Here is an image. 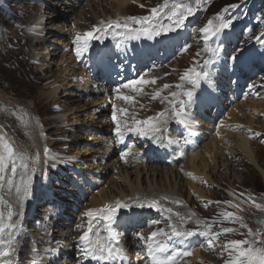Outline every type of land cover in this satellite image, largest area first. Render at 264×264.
Instances as JSON below:
<instances>
[{"label":"rangeland","instance_id":"1","mask_svg":"<svg viewBox=\"0 0 264 264\" xmlns=\"http://www.w3.org/2000/svg\"><path fill=\"white\" fill-rule=\"evenodd\" d=\"M132 1L133 3L131 4L130 2ZM204 1L206 5L200 8V0H181L179 2L177 0H169V8H171L172 3L190 5L192 8L191 15L187 16V19L193 20L191 25H189V28L193 34L192 44L189 45V43H187V40L186 42L180 44L179 54H181V56L177 57V59L175 60L176 65L179 67H185L186 65L188 66L189 58L195 60L198 65H201L203 60L207 59L208 57V59L213 58L212 54L209 56V52L211 50L217 49L218 46L220 47V56L216 60V63L221 67H223L225 63L233 67H237L238 64L242 61V58L250 57L251 59H253V63H255V65H252L248 73L240 75L241 80L238 78V76L235 75V77L233 78V81H235L238 86L242 84V86H240V92L242 93V95L238 96L237 103L241 102L242 99L245 98V100H248V102H262L264 106V58L258 56L259 54L264 53V39H261L259 41L255 39V37L259 36L261 33H264V0ZM110 2L111 1H103V5L100 8H96L94 10V14L81 16L78 24H80L82 27L80 26L78 31L84 32L88 28L87 32H89L93 29V27L96 26V23H98L100 20L109 18L124 19L126 17H134L144 14L150 16L151 9L162 7L165 3V0H128V5L126 6L125 10L122 11V15H119V10H117V8L119 7H117L116 5H114V7L112 6L113 8L110 7ZM28 5V0H26L25 3H20L16 0H0V95H2L4 99L6 98V100L8 101L18 104L12 111L8 110L9 113L18 114L21 109H24V104H30V112L34 114L37 122L41 125L40 132L46 130L45 135L44 133H42L43 141L41 143L43 161H45L46 159V164L41 161L40 165L45 164V167L47 169L50 168L51 171H55L57 167H64L70 162L79 164L81 166H90L91 162H87V160L91 159V157L93 156L85 157V155H87V153L89 152V148L91 147L92 149L94 147L93 145L97 143L86 145L87 140L81 139L80 137L84 136L88 138V134L83 135L82 133L76 131V129H80L82 132L85 131V128L87 129L88 127L77 126L76 128H74L73 121L75 120V118L79 121L84 120L79 117L80 113L77 112L74 115H71L63 122H60L57 119V116L65 111L64 107L68 105V102L70 100V95H67V98L62 96L66 91L63 87L67 86V82L71 84L75 83V79L72 80V77H76V73L80 72L74 66V62H72L73 70H76V73L70 72L69 74L64 75V73H62L64 70L59 71L61 67H58V69L56 67L44 68L43 64L45 62L47 63V60H43L42 62H39V64H35L32 59V51L23 49V47L29 44L30 41L26 42L22 49H20L19 46L18 50H12L9 53L1 50V47L8 46L7 43L8 41H10V39L7 38V30L10 31V35L12 34V36L10 37L16 36L17 38H20L23 36V34H18L15 29L11 32V22H21L22 24H25V32L26 30H29L31 22L30 18L32 17L31 15H34V12H37V7L30 9ZM230 5H237L236 8L230 9L229 12L225 15L226 19L230 18L232 20V24L229 28L224 29L217 36L211 37L207 41V43H205L204 37L199 32V29L204 27L209 20H213L214 24L218 23V21H216L215 19L216 14L220 13L222 9ZM8 8L19 11V14H21L24 10L28 14L24 15V17H20L19 15L10 16L8 12L4 11V9ZM87 10L88 9L85 8V11ZM167 11L168 10L166 9L165 12ZM164 14L165 13H160L157 18L161 17ZM172 23V21L163 20L155 27L159 29L162 27H167ZM45 27H50V25L47 24ZM75 30H77L76 27ZM48 32L52 31L48 30ZM77 32H74L73 35H75ZM24 35L26 36L24 39L27 40L28 38V40H31V37L29 36V34H27V32L24 33ZM20 44L22 43L20 42ZM205 48H207L208 51H205ZM239 48H244L245 51L240 59L237 62L233 63L228 59V57L233 53L234 49ZM61 54L64 53H59L57 57L53 59L54 64L59 61ZM67 60H70V58H68ZM47 64H49V62ZM223 72L228 76L229 69L227 68ZM77 83H81V81H78ZM250 86H253L251 87V90ZM55 87L57 88L56 94L52 98L45 97V94ZM66 93H68V91ZM146 98L147 96L145 97V99ZM92 104H94V102H92ZM77 105L78 103L74 104V106ZM77 108L78 107L73 108L72 111H77ZM231 108L232 105L223 106L224 116L229 114ZM258 109L260 110L256 112V115H259L261 112L263 113V107H258ZM248 111L249 108L245 109L246 113H248ZM131 112L134 111L131 110ZM65 113L68 114L71 112ZM91 114L92 113H90L88 118L91 116ZM0 115L8 116H2L3 120H0L1 126L6 125V123H8L12 128H16L18 126L15 118L11 119L10 115H6L5 113H3L1 103ZM131 117L132 114L130 115V118ZM247 117L250 118V116ZM242 120L243 118L241 119V122ZM252 126L253 128L248 129V131H241V134L247 136L251 141L253 148L257 151V159L260 160V162L258 160V164L261 169L264 170V117L262 118L261 116H259L254 118ZM19 128L20 127H18V129ZM18 136L20 138H14V141L16 140L17 143L20 144L26 141L24 139L25 135L23 136V134H21ZM25 144L28 146L27 150L23 147L26 151L22 153L19 152L22 154L23 160L26 157L29 159L27 162H25L26 164L22 168L23 176L35 175L34 170L36 168L35 161L37 159V152L35 148L30 143H28V141H26ZM26 145L24 146L26 147ZM45 149H47V151H45ZM213 155L214 154L211 153L206 155L205 157L209 158ZM239 156L238 160L239 163H241L240 168L239 166L232 168V166L229 164L228 167L230 168V170L226 172L224 166L219 163L218 165H220V168L216 172L212 173V175H210L211 178H207V180H205L203 177H198L200 181L199 186L203 193L200 197L193 192H191L189 196L188 186L185 185L183 180H176L174 177L170 178L168 182L171 186L175 185V181L177 183V190H175V192L178 198H180V205L186 207L188 211L181 212L175 210L170 215L169 219L165 221L162 229L165 228L166 230H169V233H171V229L168 227V225L171 223L173 226H176L179 229L187 232L192 231L190 228H188V226L197 225L198 228H202L206 221V223H209L211 226L219 227V233L222 234V236L220 237L221 240H255L257 241V243L254 244V247H264V211H261L254 207V203L264 205V181L260 173L251 166L247 159L242 155ZM221 159L222 158H220L219 161H221ZM17 162L15 163V165H17ZM111 162L116 164V167L123 166V164L120 163V160L116 158V155L114 158H112ZM92 163L94 164L93 166H96L97 164V162ZM198 163L199 162H196V164ZM210 167L211 163L210 166L207 165L205 168V173L208 175L210 174ZM222 179H224L225 181H222ZM160 182L161 184L165 183L164 180ZM158 184H160L159 181ZM23 185L24 183L22 184L24 192L19 197V204L24 205V203L29 204L32 201L28 200L30 188L26 189ZM33 186L34 184L31 187ZM158 188L163 190L168 189V187L161 186H158ZM25 189L27 191H25ZM99 189L100 191L106 193V191L109 189V186H104L103 183L100 185ZM182 192L185 193L184 196L182 195ZM125 194H128L127 189ZM188 197H190L191 200L190 209L186 204ZM248 197H251L252 199L250 200L248 199ZM87 201L88 203H86L85 206L89 208L91 206L89 198L87 199ZM207 203L209 205L208 207H205V204ZM105 205L110 204L106 202ZM233 205L238 206L233 207ZM175 213H179V216L175 215ZM222 213H233L234 216L225 218ZM191 217H197L198 221L196 223L186 221ZM205 218H211V221L206 220ZM79 222L81 224L78 228L83 229L85 223L87 222V218L84 216V214H81V216H79L78 219L74 221V225ZM241 224L246 225V227H241ZM224 227L232 228L233 232L226 234L222 233V229ZM110 229L118 237V240L128 248V250L133 247L131 245L132 238L137 237L134 236V230H132L131 228H128L127 230V227L121 225L117 218H115L111 223ZM250 229L252 230L253 235H249ZM108 231L109 226L106 224L104 232L108 234ZM257 232H259L258 236L255 235V233ZM138 233L146 237L148 232L147 230H142V232ZM76 234L80 235L82 234V232L77 231ZM97 234H99V236L101 237V233ZM95 238L96 237H94V239ZM202 238V247L204 248V252L206 253V259L210 262L220 263L222 261L221 256L217 258L216 255H211L209 258V252L215 249V245H221L223 241L219 242L218 239H213V246L209 247L208 241L212 238V235L203 236ZM137 246H139V244H137ZM244 247H247V245H245ZM129 255L132 262L133 254L129 252ZM217 255H220V253H217ZM223 255V257L225 258L229 256L228 250H226ZM141 257L142 254L140 255V258ZM231 258V256L227 257L226 261L230 260ZM184 260L185 262L190 261L189 259ZM201 264L209 263L201 262Z\"/></svg>","mask_w":264,"mask_h":264},{"label":"bare ground","instance_id":"2","mask_svg":"<svg viewBox=\"0 0 264 264\" xmlns=\"http://www.w3.org/2000/svg\"><path fill=\"white\" fill-rule=\"evenodd\" d=\"M51 1V5L55 8L57 11V7L60 6L61 10L58 9L59 11H62L64 13H68L69 18L73 15L79 16V19L81 16H85L88 14H94V10L96 8H100L103 5V1H111L110 2V7L113 8L114 5H116L117 10H119V15H122V11L125 10L126 6L128 5L127 0H87V3L83 6H80V0H79V5L76 10H71L69 6L75 4V2L71 1V3H68L67 0H58V2H55V0H48ZM47 1V2H48ZM113 6V7H112ZM85 8L88 10L85 11ZM41 9L39 12H36L34 15L32 14L31 16V23L30 25L32 26L33 29H39L42 27L49 19V16L51 15L47 9H44L43 12H41ZM52 17H55L54 15ZM59 17V16H56ZM92 17V16H89ZM78 24V21L77 23ZM58 22L55 24H52L51 30H58L60 33L63 34V37H67L68 33L60 30L58 28ZM76 27V31L79 30L78 25H74ZM68 31V30H66ZM58 34V32H56ZM34 40H27L26 39H21L20 42L23 44L20 46V49L24 46V44L28 41H30L29 44L25 45L23 49L27 51H32L33 56H37L39 61L42 62L43 60H47L49 64L46 62L43 64L44 68H57L61 67L59 71L64 70L62 73L64 75L69 74L70 72H74L73 70V64H72V58L68 54H61L59 61L54 64V58L57 57L59 54L57 51L52 48L53 44L54 45H60L61 42L57 41L55 39H52L49 41V43H46L45 47L40 46L38 47V40L37 38H33ZM8 46H2L1 50H4L5 52L9 53L14 48L12 47V42L8 41ZM69 43L66 44L68 46ZM62 57V58H61ZM66 57V58H63ZM70 58V60H67ZM45 65V66H44ZM43 68V69H44ZM53 71V70H52ZM80 74V72H78ZM87 82H81V83H66L65 88V93L62 95L63 97H66L67 95L69 96V102L68 105H66L65 111L57 116V119L60 122L65 121L68 119L71 115H74L75 113H80V118L84 119L83 121H79L75 118L74 122V128L77 126H85V127H92L94 130H97V133H99L102 137L107 136L106 131L107 126L106 124H103L99 121V119L105 118L107 114V110L104 108H100V102L97 100H93L89 103H83L82 99L77 97V92L82 91L80 87L84 86V84ZM88 84V83H87ZM62 88V87H60ZM60 90V89H59ZM57 88H52L49 90L46 94L45 97L52 98L56 94ZM68 91V93H66ZM58 93V92H57ZM109 93H107L108 95ZM119 94H114L110 93V96H116ZM55 98V97H54ZM67 98V97H66ZM52 100V99H51ZM145 100H148L146 98ZM94 102V104H92ZM239 102L236 105H234L230 111L227 117L223 120L225 123H229L231 125L232 130H243V131H248V129H252V123L253 119L256 117L261 116L262 118L264 117V106L262 102ZM0 103L2 104V111L6 115H10L11 119L15 118L18 126L16 128H12L9 126L8 123L6 125L1 126L0 125V135H3L14 147V149L17 152H25L28 148V146L25 144L26 141L30 143L36 150L37 152V159H36V165H40L41 161H43V153L41 152V143H42V133L44 135L46 134V130L43 132L41 131V125L40 123L37 122L36 118L34 117V114L30 112V104H24V109H21L18 114L16 113H9L8 110L12 111L15 109L18 104H15L14 102L6 100L0 95ZM77 106H74V104H77ZM73 105V106H72ZM77 108V111H72L73 108ZM258 107H263V113L261 112L259 115H256V112L259 111ZM249 108L248 113L245 112V109ZM65 112H71L66 114ZM91 114V116L88 118V116ZM133 114V113H131ZM130 114V115H131ZM250 116L248 118L247 116ZM5 116V115H2ZM2 116L0 115V120L2 119ZM78 116V115H77ZM8 117V116H5ZM130 117V116H129ZM99 118V119H95ZM243 118L242 122L241 119ZM87 119V120H85ZM95 121H94V120ZM160 120V119H159ZM157 119L153 120V123H156ZM4 124V123H2ZM161 124L169 125L167 122V119H163L162 122L159 124V127ZM184 124V123H183ZM18 127H20L19 130ZM77 132L82 133L83 135L88 134V138L82 136L80 137L81 139H86V145L87 144H92V143H97L94 144L92 149L91 147L89 148V152L85 157L87 156H93L91 159H88L87 162H93L96 156H100L99 159L104 157V154L106 155L109 154V160H107L105 165H100L99 159L97 160V166H94L95 168L100 167L101 171H108L109 166L112 165V158L115 157V153H109V151H105L104 148L101 146L102 139L98 136L94 135V131H88L85 128V131H82L80 129H76ZM19 132V133H18ZM190 132V130H188ZM23 134L24 139L26 140L25 142L22 143H17V141H14V138H20L18 135ZM44 137V136H43ZM97 141V142H96ZM26 145V147L24 146ZM26 150H24V148ZM108 150V149H106ZM144 157L142 161L140 162L135 158V156H132V159L130 160H120V163L123 164V166L116 167L115 172L111 173L107 179V184L109 186V189L104 193L103 191H98L96 195H92L90 199V204H91V209H95L97 207H100L102 205H105L106 201H120L123 202L126 199L134 200V199H139V198H151L154 197L155 200L159 201L160 203H164L162 199L159 197L169 198L167 199L168 204H173V205H178L176 201H179L180 198L177 197V194L175 192L176 189V181L174 182V186H171L168 180L170 178H175L176 180L179 179L180 181H184L185 185L188 186V192L189 196L191 192L198 193L200 196H202V190L200 189L199 185L194 184V182L190 181L193 177V174L199 177H203L205 180L207 178H211L210 175L212 173L216 172L219 168L221 163L222 166H224L226 172L230 170L228 165L230 164L232 168L238 167L240 168L239 160L236 158L235 155H242L244 158L247 159V161L251 164V166L256 169L261 177L263 178L264 181V170L261 169V167L258 164L257 159V151L253 148V145L251 144V141L249 138L245 135H242L241 132L238 133H232L227 130H220L218 133V138H212L210 139L207 143H204L201 145L200 149L196 152L195 155H192L188 157V159L184 162L182 165H176L173 164L172 166L165 165L164 163L160 161H153V153L152 151L145 150L144 151ZM213 153L214 155L206 158L205 156L208 154ZM35 157V158H36ZM117 158V157H116ZM221 161H219V159ZM118 159V158H117ZM231 159V161H230ZM29 159L26 157L24 160L17 159L15 163L17 162V171L15 174L10 172L11 168V163L9 162V167L6 168L3 172H0V175L5 176L6 178L11 179V185L7 183V179L4 182V186L0 188V197H3L4 201L6 202L5 204H0V212H3L5 215V219L7 222H10L12 219L13 224L17 226L16 229L10 228L8 231H6L2 236H0V250L3 251V253H15L23 251H27L25 249L26 246H28L32 241L28 240V235H24V232L18 231L19 223L22 220L24 211L29 208L30 203L26 204H19V197L20 195L24 192L22 188V184L24 183V187L26 189H29V197L28 200L33 201L35 193H36V186H35V179L32 176H23L22 173V168L25 166V162H27ZM119 160V159H118ZM147 161L144 163V161ZM45 163V161H43ZM196 162H199L196 164ZM260 162V160H259ZM211 167L210 169V174L205 173V168L207 165ZM93 166V165H92ZM43 167V166H42ZM86 170V169H85ZM159 177V179H158ZM161 178V180H160ZM164 180V184L160 181ZM213 180V179H212ZM90 182H93L91 178H89ZM158 181L160 184H158ZM222 181H225L222 179ZM34 184L33 187H31ZM27 186V187H26ZM125 186V187H124ZM158 186L161 187H168L167 190L159 189ZM171 188V189H170ZM126 189L128 191V194L126 193ZM182 195L184 196L185 193L182 192ZM204 196V195H203ZM188 205H191V200L190 197H188L187 200ZM178 209L181 211H186L185 207L182 206H177ZM11 212V219L8 220V213ZM21 213V214H20ZM42 219H44L42 217ZM48 220L51 222L49 223L47 230L44 231H49L52 228V217H49ZM22 230V228H20ZM65 233H61L59 236L62 237L64 236ZM30 238V237H29ZM45 239L41 238L42 243H44ZM135 250H139L135 247ZM24 249H23V248ZM65 249H68V245L65 246ZM69 248L72 249V251L75 250V246L69 245ZM194 253H197L195 251ZM10 256V255H8ZM82 257V262L83 263H88L90 258H84ZM202 258H204V255H201ZM70 258H76L74 254H70L68 259ZM193 259L191 261L193 263ZM97 262V261H95ZM94 262V263H95ZM63 264H67L65 261Z\"/></svg>","mask_w":264,"mask_h":264},{"label":"snow or ice","instance_id":"3","mask_svg":"<svg viewBox=\"0 0 264 264\" xmlns=\"http://www.w3.org/2000/svg\"><path fill=\"white\" fill-rule=\"evenodd\" d=\"M237 5H230L225 7L221 10L220 13L216 14V21L218 23L213 22V20H209L207 24L199 29V32L203 35L205 43L213 37L217 36L221 33L224 29H227L232 24V20L230 18L226 19L225 15L229 12L230 9L236 8ZM168 10L165 12V10ZM160 13H165L170 20H173V23L167 27H162L157 29L153 27L152 29L148 28H141V27H133V25H143L146 24L148 21L154 20ZM192 8L190 5L184 4H177L172 3L171 8H169V0H165V3L160 8H152L151 15L143 18H136V17H126L124 18V22L121 23L119 20L117 21H109L104 29L93 27V29L87 33H84L83 37L80 34H77L75 41L73 42L76 44V55L77 57L81 56L84 51L87 50L89 40L94 38V33L99 31H108L111 30L114 36H124L127 35L132 38H136L139 35L143 34L148 36V38H152L153 36H159L161 32H172L177 28L183 27L185 20L187 19L188 15H191ZM98 38V37H97ZM257 41L264 39V33H261L259 36L255 37ZM205 51H208L205 48ZM245 49L239 48L234 49L233 53L228 57L233 63L237 62L240 57L243 55ZM199 55V53H198ZM213 58L204 61V67L207 68L209 65H213L216 63V60L220 56V47L218 46L217 49L213 50ZM204 79L208 81L209 87L214 88V82L211 79V73L209 71L204 70L203 68L200 71H197L196 68H188L183 75L180 76L181 84H177L175 87L179 89H183L182 92H170L169 95L173 98L169 101V104L174 109L172 115L174 117L180 118L182 115H186V109L191 106L193 102V96L195 93V89L199 87L200 80ZM147 83H155V80L147 81L143 77L139 80H131L127 84L122 85L123 88H132L134 91H139L136 87L138 84H147ZM190 84V88H184V85ZM165 89L170 88V85H164ZM250 86V90H251ZM119 94V89L115 90ZM211 93H209L210 95ZM158 95V94H157ZM182 95L187 97L186 100L179 99L177 100V96ZM120 99L125 101H131L133 97L131 96H119ZM155 98V97H153ZM167 99V97L165 98ZM178 105V110L177 109ZM117 109L113 106V121L116 124L115 128V136L116 142L122 143L124 133L122 132V127H127V125H122L121 121L117 119L115 113ZM121 115H124L125 110H119ZM164 113L157 114V121L153 123V118L149 117L143 121H136V126L128 127V131H132L135 133H139L141 136L148 135L152 133L155 135L156 133L160 132L161 129L159 127L160 120L159 118L163 116ZM181 123L186 122L181 119ZM187 126V124H186ZM47 151V149H45ZM127 153L122 154L121 159L126 156ZM22 154L17 152L13 145L3 136L0 135V172H3L6 168L9 167V162L11 163V172L13 174L16 173L17 169L15 167V161L17 159H21ZM7 179V183L11 185V179L6 178L3 175H0V188L4 186V182ZM25 191H27L25 189ZM248 199H252L248 197ZM3 197H0V204H5ZM177 204L180 201H176ZM138 207H148V208H156L159 209V206L156 201H150L146 203H138ZM238 205H233V207H237ZM127 207L126 204L116 201L114 205H105L100 210L90 209L84 213V216L87 217V230L83 232V234L79 237V240L82 244L81 254L84 258H91L93 260H100V261H115V260H125L127 257L124 254L123 249L121 248H111L108 244L102 240L99 234L96 235V238L93 239L90 236V233L93 231V222L99 216L102 218L106 224L109 226L108 231V239L109 240H116V235L111 231L110 225L115 219V215L119 209ZM254 207L264 211V205L259 203H254ZM167 211L172 212L171 209ZM12 213H8V220L11 219ZM175 215L179 216V213H175ZM225 218L233 217V213H222ZM239 219V218H236ZM11 225L9 222L6 221L5 215L3 212H0V236H2L6 231L10 229ZM171 229V235L165 232L164 229H159L158 231L151 232L147 238H145L142 234H137L138 239L142 242L144 249L147 252V257L151 261V264H176V259L178 256L183 255L187 256L190 255L187 251L182 253H177L176 251L169 252V244L165 240H158L156 237L158 236H167L168 240H171L172 237H191L195 235L193 231H182L179 230L178 227L173 226L171 223L168 225ZM241 227H246V225L241 224ZM233 232L232 228L224 227L222 229V233H231ZM200 235L207 236L209 235V229L206 228L204 231L200 232ZM218 234H213L212 238L208 241L209 247H212V240L216 238ZM249 235H253L252 230H249ZM255 235H259V232L255 233ZM257 241H249V240H228L224 243L223 248L229 251V255L232 257L230 260L226 261V264H264V247H254V244ZM247 245V247H244ZM4 255L8 256L10 253H4ZM17 264V262H14ZM31 264H40L38 260H32Z\"/></svg>","mask_w":264,"mask_h":264}]
</instances>
